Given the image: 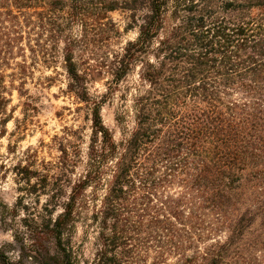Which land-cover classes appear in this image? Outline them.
I'll use <instances>...</instances> for the list:
<instances>
[{
  "label": "trees",
  "instance_id": "1",
  "mask_svg": "<svg viewBox=\"0 0 264 264\" xmlns=\"http://www.w3.org/2000/svg\"><path fill=\"white\" fill-rule=\"evenodd\" d=\"M116 12L137 34L104 65L103 98L122 91L120 140L78 61L120 37ZM59 65L90 106L91 143L78 179L69 154L52 182L39 178L62 208L35 230L55 248L34 245L18 264H78L68 233L89 212L87 264H264V0H0V127L15 92L31 101L34 71Z\"/></svg>",
  "mask_w": 264,
  "mask_h": 264
},
{
  "label": "rangeland",
  "instance_id": "2",
  "mask_svg": "<svg viewBox=\"0 0 264 264\" xmlns=\"http://www.w3.org/2000/svg\"><path fill=\"white\" fill-rule=\"evenodd\" d=\"M111 17L120 30V37L106 43L92 42L79 53L78 61L82 65L81 69L89 67L92 70L90 94L102 105L105 125L112 130L115 139L120 140L122 127L116 118L122 109V91L103 98L109 94L112 80L104 65L110 59V54L123 47L127 41L135 39L137 34L125 32L128 25L125 13L116 12ZM34 72L28 85L31 101L20 99L15 92L8 109V113L14 110L13 118L5 130L0 127V261L8 264H18L22 252L25 255L31 253L35 249L34 245L46 250L55 248V241L48 231L39 235L35 230L43 222L57 217L62 208L55 209L49 204L53 185L44 189L39 178L43 181V176H47L52 182V177L58 174L66 154H69L71 159L78 162L74 177L78 179L84 173L92 137L90 106L69 93L63 67H39ZM137 79L138 76L134 75L129 82ZM128 115L127 126L131 128L133 119L131 114ZM23 167L36 170L42 176L29 180L20 173ZM36 183L37 190L33 188ZM25 200L29 202L26 204ZM91 215L89 212L88 216L77 220L75 228L68 233L78 264L91 263L96 252L95 228L89 219ZM21 262L36 263L31 258Z\"/></svg>",
  "mask_w": 264,
  "mask_h": 264
},
{
  "label": "clouds",
  "instance_id": "3",
  "mask_svg": "<svg viewBox=\"0 0 264 264\" xmlns=\"http://www.w3.org/2000/svg\"><path fill=\"white\" fill-rule=\"evenodd\" d=\"M21 155H23V153L21 152ZM12 164H15V161H12ZM11 166V165H9ZM33 183H35V180H33ZM45 200L47 199V197L44 198ZM29 201L25 200V203L27 204Z\"/></svg>",
  "mask_w": 264,
  "mask_h": 264
}]
</instances>
